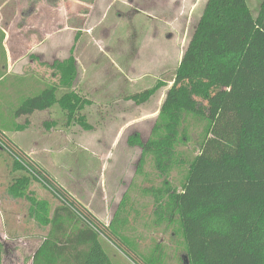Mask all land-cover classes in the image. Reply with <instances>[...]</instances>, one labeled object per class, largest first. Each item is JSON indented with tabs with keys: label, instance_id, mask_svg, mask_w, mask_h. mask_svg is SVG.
Returning a JSON list of instances; mask_svg holds the SVG:
<instances>
[{
	"label": "rangeland",
	"instance_id": "rangeland-1",
	"mask_svg": "<svg viewBox=\"0 0 264 264\" xmlns=\"http://www.w3.org/2000/svg\"><path fill=\"white\" fill-rule=\"evenodd\" d=\"M206 1L22 0L21 5L15 6L18 10L13 12L9 8L7 14L21 33L18 36L10 32L9 48L14 40L22 39V72L26 78L36 77L37 82H29L32 88L17 90L14 78L19 71H13L0 83V132L16 141L57 187L103 224H109L122 201L120 209L127 219L122 236L143 254L154 255L159 264L189 261L178 217L168 220L156 210L152 191L161 187L165 179L180 188L205 127L203 122L189 120L192 128L187 139H178L174 163L167 174L156 167L150 154L140 161L141 147L132 145L130 139L136 137L146 142L150 138ZM261 1L247 0L254 16ZM45 4L52 7H48L53 18L51 27L40 24ZM52 30L53 36L45 40L41 33ZM71 51L78 70L73 87L90 100L79 114L91 128L68 121L57 104L30 116L15 117L14 110L23 99L57 83L51 66L67 58ZM33 56L37 57L35 63L30 59ZM33 68L35 74H31ZM158 80L165 85L147 102L138 105L127 98L152 87ZM62 92L58 89L57 96ZM12 162L0 148V189L24 174L13 170ZM27 192L46 201L50 211L61 205L39 182L32 181ZM13 206L23 216L21 241L15 240L19 245L15 252L13 245H8L6 251L2 248L1 264H30L47 229L25 218V198L17 199ZM7 235L8 241L9 232ZM114 245L116 258L110 253L114 261L122 258L130 260L125 261L128 264H139L119 243Z\"/></svg>",
	"mask_w": 264,
	"mask_h": 264
},
{
	"label": "trees",
	"instance_id": "trees-1",
	"mask_svg": "<svg viewBox=\"0 0 264 264\" xmlns=\"http://www.w3.org/2000/svg\"><path fill=\"white\" fill-rule=\"evenodd\" d=\"M51 67L57 83L23 99L14 116L57 104L68 121L90 129L79 114L90 100L73 87L78 70L72 51ZM164 85L158 80L127 98L143 104ZM58 89L63 90L59 97ZM190 119L204 123V135L180 188L165 179L152 191L156 210L168 220L178 217L188 264H264V0L256 16L247 0L206 1L150 138L130 139L141 147L140 161L150 154L167 174L179 140L187 139L192 128ZM0 148L12 158V169L24 172L8 193L28 200L30 218L47 229L31 264H112L101 236L119 243L139 264H159L122 236L127 222L122 201L109 224H103L3 131ZM32 181L44 185L61 205L50 211L46 201L30 195ZM1 252L0 243V263Z\"/></svg>",
	"mask_w": 264,
	"mask_h": 264
},
{
	"label": "crops",
	"instance_id": "crops-1",
	"mask_svg": "<svg viewBox=\"0 0 264 264\" xmlns=\"http://www.w3.org/2000/svg\"><path fill=\"white\" fill-rule=\"evenodd\" d=\"M21 2H22V0H0V83L5 80L7 75H11L13 71H15L14 73H16V71H19L17 74L18 76L14 78L16 81V83H15L16 87L15 88L17 90L22 89L23 87H26V89L32 88V84L29 85V82L30 83H31V81H35V83L37 82L36 77L35 78H31V77L26 78V77H24L25 75L22 72V67H21L20 63H21L23 58H22V54L19 53V48H20L19 44L23 42L22 39L18 38L17 40H14L13 46L11 44L10 48H9V41H10V36H11L10 32L13 31V33L15 35H18V36H20L21 33L19 32L18 28L16 29L14 27L12 18L8 17V15H7L8 9L11 8V10L13 12H14V9L18 10V8H15V6L17 3H20V5H21ZM17 6H18V4H17ZM45 7H46L44 10L45 13L42 14V19L40 20V24H41V27H43L45 25H46L45 27H48L49 25L51 27V26H53V18L48 12V11H50V10H48L49 6L45 4ZM49 8H52V7H49ZM47 24H48V26H47ZM12 28H13V30H12ZM59 30H62V28H60ZM34 33L36 34V32H34ZM41 35H42V37L44 36L45 40H47L46 38L53 36V30L49 31V32L45 31L44 33L42 32ZM41 41L44 42L43 40H41ZM35 55H37V54H35ZM36 58H37L36 56H33L30 59H31V61L33 60V62L35 63L37 61ZM34 63H32V64H34ZM35 73H36V68H33L31 70V74H35ZM9 85H10V83H9ZM13 142L16 145H18L16 143V141H13ZM19 147L22 148L21 146H19ZM10 185L11 184H8L5 186L3 185L2 188L0 189V243H1L2 248L5 251L7 250L8 245H13V249L15 252L16 245H18V244H16L15 240L17 239L18 243H20V241H21L20 235H21L22 231H20L21 230L20 223H21L23 216H22L21 212L18 211L19 209L16 211L15 207L14 206L12 207L13 204L15 205V201L19 198L12 197L8 193V188ZM29 206H30V203L28 201V206H27L25 218H28V220L31 221L33 219L30 218L29 213H28ZM29 225L32 226V222H30ZM33 228H34V226H33ZM8 232H9L10 238L7 241L8 238H6V237L8 236L7 235ZM100 244H101L102 248L104 249L105 253L110 258V261L112 264H128V262H125V261H130V260H125V259L119 258V259H117V261L115 260L116 261V263H115V261L111 257V254H112V256H114L116 258V254L113 251L114 249L116 250V246L106 238H100ZM30 264H31V261H30Z\"/></svg>",
	"mask_w": 264,
	"mask_h": 264
}]
</instances>
